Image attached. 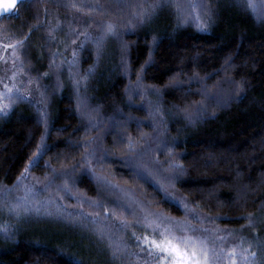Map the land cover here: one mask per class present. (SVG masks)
Here are the masks:
<instances>
[{
    "label": "trees",
    "instance_id": "16d2710c",
    "mask_svg": "<svg viewBox=\"0 0 264 264\" xmlns=\"http://www.w3.org/2000/svg\"><path fill=\"white\" fill-rule=\"evenodd\" d=\"M7 45L0 264H84L26 208L123 218L136 234L153 213L264 241V0H23L0 17Z\"/></svg>",
    "mask_w": 264,
    "mask_h": 264
},
{
    "label": "rangeland",
    "instance_id": "374dc122",
    "mask_svg": "<svg viewBox=\"0 0 264 264\" xmlns=\"http://www.w3.org/2000/svg\"><path fill=\"white\" fill-rule=\"evenodd\" d=\"M15 53L16 50L0 46V109H2L0 115L5 113L8 105L5 98L16 86L13 68L16 62ZM47 209L26 211L24 218L33 221V230L47 241H52L55 246L72 248L74 257L80 262L84 264H143L146 253L140 251L139 242L133 236L135 233L133 230H121L120 223H117L119 226H115L109 220L97 219L93 214L80 208L75 212H63L58 208L52 211ZM179 222L178 228L187 225L188 230L176 231L177 236H208L214 242L210 246L216 248L218 259H214L213 264H232L233 259L236 264H264V241L258 244L256 229L199 230L188 222ZM144 229L145 227L142 228ZM148 230L149 233L135 234L141 237L152 236L151 229ZM157 238L159 239L158 236ZM233 249H235L234 257ZM251 253H255V258L251 256Z\"/></svg>",
    "mask_w": 264,
    "mask_h": 264
},
{
    "label": "snow or ice",
    "instance_id": "6c2138e0",
    "mask_svg": "<svg viewBox=\"0 0 264 264\" xmlns=\"http://www.w3.org/2000/svg\"><path fill=\"white\" fill-rule=\"evenodd\" d=\"M70 7L83 8L84 6L72 3ZM99 7L101 6L98 4L96 7L89 6V11H96V8ZM191 7L196 8L199 6L191 5ZM0 11H7V9ZM137 15L143 19L148 15V11L147 9H142ZM203 26L207 27L206 24ZM113 31L114 25L108 23L106 25V33H112ZM101 42L102 37L96 41L98 50L101 47ZM22 43L23 41L16 42L17 45H21ZM7 47H11L13 48V51H15L13 45H7ZM5 87L7 88V85H5ZM99 179L111 187H118L116 185H111L110 181L105 177H100ZM64 187L67 188L66 183ZM184 206L187 208V204ZM38 210L39 209H37V211ZM25 211H27V208ZM246 219H248L249 226H251L253 223L252 215L249 214ZM136 222L143 223L145 228L151 229L152 231V236L144 235L143 237L137 236L133 233V236L139 242L138 247H140V251L146 253L143 264H213V260L218 259L216 248L210 246L214 242L211 241L208 236H177L175 234L176 231L188 230L187 225L178 228L177 226L180 225L179 221H174L172 218L163 215L149 213L143 218V221L138 220ZM120 223L122 228L130 227L129 222L126 219L121 218ZM191 230L196 231L195 229ZM100 234L101 236L103 235L102 231ZM117 251H119V248H117ZM232 255L233 257L235 256V249L232 250ZM251 256L255 258V253H251ZM232 264H236L235 259H233Z\"/></svg>",
    "mask_w": 264,
    "mask_h": 264
},
{
    "label": "water",
    "instance_id": "95a60500",
    "mask_svg": "<svg viewBox=\"0 0 264 264\" xmlns=\"http://www.w3.org/2000/svg\"><path fill=\"white\" fill-rule=\"evenodd\" d=\"M23 0H0V10L7 9V11H0V17L10 13Z\"/></svg>",
    "mask_w": 264,
    "mask_h": 264
}]
</instances>
